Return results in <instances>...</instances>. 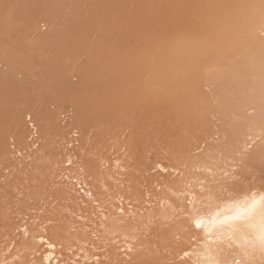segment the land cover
Here are the masks:
<instances>
[{"label": "bare ground", "instance_id": "obj_1", "mask_svg": "<svg viewBox=\"0 0 264 264\" xmlns=\"http://www.w3.org/2000/svg\"><path fill=\"white\" fill-rule=\"evenodd\" d=\"M0 264H264V0H0Z\"/></svg>", "mask_w": 264, "mask_h": 264}]
</instances>
